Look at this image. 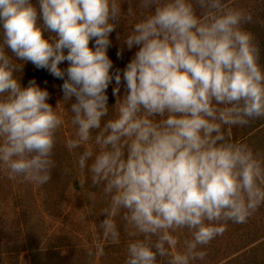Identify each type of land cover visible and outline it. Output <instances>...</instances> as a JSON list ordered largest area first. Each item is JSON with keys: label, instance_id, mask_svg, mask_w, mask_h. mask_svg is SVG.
Returning a JSON list of instances; mask_svg holds the SVG:
<instances>
[{"label": "clouds", "instance_id": "clouds-1", "mask_svg": "<svg viewBox=\"0 0 264 264\" xmlns=\"http://www.w3.org/2000/svg\"><path fill=\"white\" fill-rule=\"evenodd\" d=\"M121 22L117 39L137 50L113 72ZM253 23L228 0H0V167L47 184L70 114L65 146L79 150L89 200L103 201V237L119 241L118 220L130 237L125 264L203 261L229 223L264 206V153L232 138L264 120ZM28 62L63 80L55 107L35 80L21 85Z\"/></svg>", "mask_w": 264, "mask_h": 264}, {"label": "trees", "instance_id": "trees-1", "mask_svg": "<svg viewBox=\"0 0 264 264\" xmlns=\"http://www.w3.org/2000/svg\"><path fill=\"white\" fill-rule=\"evenodd\" d=\"M228 2L238 3L253 14L254 23L247 27L256 36L264 64V0ZM123 7L126 11L127 5ZM125 31V24L121 22L110 34L108 56L113 62V72L122 70L137 50L135 47L128 50L117 39V33L123 36ZM60 67L66 68L67 62ZM17 75L22 86L35 80L47 89L53 107L62 99L63 80L54 78L47 70L37 69L28 62ZM113 87L114 80L107 90L110 106L115 103ZM123 92L121 85L120 94ZM68 119L70 114L65 115L66 123L58 133L53 154L56 167L47 184L40 186L19 178L9 179L0 167V264H125L130 237L119 220V241L113 243L103 237L99 228L103 201L98 191L95 202L89 200V193L95 190L86 173H81L76 165L79 150L69 151L65 146L74 131ZM232 138L264 153V120L233 128ZM205 250L208 264L222 261L224 264H264V206L245 224L229 223L224 235L213 240Z\"/></svg>", "mask_w": 264, "mask_h": 264}, {"label": "rangeland", "instance_id": "rangeland-1", "mask_svg": "<svg viewBox=\"0 0 264 264\" xmlns=\"http://www.w3.org/2000/svg\"><path fill=\"white\" fill-rule=\"evenodd\" d=\"M189 236V233L188 232H185L184 231V233L179 237L180 238V240L182 241L184 238H186V237H188ZM205 250V249H204ZM174 251H175V249H174ZM206 251V250H205ZM208 255V251H206V256ZM205 256V257H206ZM195 264H208V261L206 260V259H204L203 261H197V262H195ZM213 264H224V261H222V262H219V263H213Z\"/></svg>", "mask_w": 264, "mask_h": 264}]
</instances>
